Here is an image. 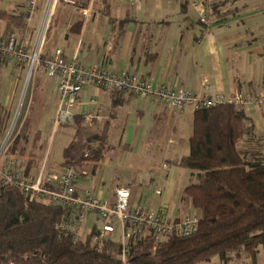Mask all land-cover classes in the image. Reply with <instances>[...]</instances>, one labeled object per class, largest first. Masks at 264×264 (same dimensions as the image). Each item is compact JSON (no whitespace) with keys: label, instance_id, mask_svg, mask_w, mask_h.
I'll return each mask as SVG.
<instances>
[{"label":"crops","instance_id":"1","mask_svg":"<svg viewBox=\"0 0 264 264\" xmlns=\"http://www.w3.org/2000/svg\"><path fill=\"white\" fill-rule=\"evenodd\" d=\"M78 1L83 8L89 7V19L62 0H40L29 23L26 20L28 0H0V12L23 13L26 27L22 31L14 30L13 34L18 43H26L30 52L39 46L42 58L62 49L68 60L77 57L89 68L98 65L109 74L141 73L154 87L166 85L200 93L204 92L201 82L205 77L211 96L234 94L239 90L249 94L264 93V0L204 1L210 24L206 33L199 22V12L193 5H183L182 0H139L138 4L128 0ZM47 23L40 42V31ZM6 29V22L0 20V35H5ZM17 67L16 64L13 73L20 70ZM22 78L19 75V79H13L10 95L15 93L19 97L25 84L20 86ZM55 85L58 92V81ZM91 90L94 95L90 97L88 93L83 95V90L80 92L78 101L82 95L84 102L77 105V101L75 117L83 115L88 121L85 115L90 110L100 113L99 120L89 123L103 121L109 128L107 140L116 128L121 144L119 154L118 149L115 155L104 151L101 161H94L89 169L86 168L89 164H84L83 170L129 167L133 162L138 166V161L143 159L147 169L162 164L167 178L172 172L176 177L168 181L164 197L156 201L151 198L148 204H143L141 191L132 189L135 180H131L130 186L116 182L105 188L103 178L97 182V172H94L81 180L80 189L95 191L103 200L113 202L115 189L125 187L131 189L132 207L163 211L179 219L186 215L200 217V211L184 199L186 188L196 179L179 165L181 158L189 154L185 139L190 140L194 112H174L164 103L137 98L130 92L112 96L106 91L108 96L99 97L101 93L96 86ZM92 99L98 102L97 107H88ZM114 100L120 104L115 106ZM2 109L6 110L5 104ZM245 111L253 122L255 136L251 143H243V146L261 148L258 152L264 155V107L252 106ZM160 119L170 125L166 133L171 132L172 137L169 141L165 137L151 142L150 136ZM62 167L63 164L56 165L49 172H60ZM32 173L37 174L36 169ZM148 179L147 186L154 184L151 174ZM173 179L178 182V188L172 193ZM261 251L264 253V246Z\"/></svg>","mask_w":264,"mask_h":264},{"label":"trees","instance_id":"2","mask_svg":"<svg viewBox=\"0 0 264 264\" xmlns=\"http://www.w3.org/2000/svg\"><path fill=\"white\" fill-rule=\"evenodd\" d=\"M182 1L186 6L195 0ZM24 17L23 13L1 11L0 20L7 24L3 36L10 38L14 30L22 31L26 27ZM119 104L114 100L115 106ZM2 111L3 137L9 116ZM85 121L83 115L75 117L77 136ZM108 130L104 125L102 141L108 138ZM18 133L6 161L25 158L20 129ZM254 136L253 122L240 107L225 104L194 111L190 152L179 165L196 179L186 188L184 199L200 211L199 228L194 235L172 236L158 244L148 237L131 240L128 264H204L214 257L240 255L242 251L256 260L259 247L264 246V155L251 152L242 143H251ZM39 138L38 134L32 156L39 150ZM72 147L64 151L63 167L83 165L68 160ZM88 158L99 162L103 154L96 150ZM35 165L31 160L23 169L27 177ZM72 214L61 206L30 202L16 186L0 180V264H121L118 241L109 239L102 252H95L89 248L95 230L75 241V221L65 231L59 228Z\"/></svg>","mask_w":264,"mask_h":264},{"label":"built area","instance_id":"3","mask_svg":"<svg viewBox=\"0 0 264 264\" xmlns=\"http://www.w3.org/2000/svg\"><path fill=\"white\" fill-rule=\"evenodd\" d=\"M68 6H75L78 12L89 19V7H82L78 0H62ZM131 4H138L139 0H128ZM40 0H28V17L30 18L36 10ZM195 10L199 12V22L208 31L209 20L206 12L205 2L195 0L191 3ZM48 23L40 31V42L46 33ZM0 57L7 60H14L19 71L25 65L30 72L37 66H42L49 76L55 77L58 81V94L60 109L55 118V126L59 127L75 120L74 109L78 101L80 92L88 86H98L107 91L112 96L130 92L133 96L142 99H152L158 103H164L170 110L183 112L200 110L201 108H213L225 104L234 105L244 110L252 106L264 107V93L252 94L242 90L234 94L210 95L208 80L203 77L201 87L204 92L194 93L189 89L170 88L166 85L154 87L141 73L137 74H109L102 67L96 65L86 67L77 57L68 60L63 50L58 49L52 55L40 57L39 46L33 51H29L26 43H18L13 34L10 38L0 35ZM36 71V70H35ZM19 79V75L16 76ZM16 79V80H17ZM29 80L27 79L26 83ZM27 85L16 99L12 93L5 104L9 116L8 126L0 141V180L5 185H14L26 198L46 203L52 206H61L70 210V217L63 220L59 228L63 231L70 227L72 221L76 222L74 227V240L82 237L80 226L90 216L96 219L89 242V248L93 251L102 252L109 239L118 241L121 244V264L129 263V244L131 240L150 238L155 244L170 239L172 236H191L199 228L200 217L198 215H186L181 219L166 215L163 211H152L142 207H132L130 205L131 189L118 187L115 189V198L111 202L103 200L95 191L80 189V182L83 177H89V173L81 167L68 165L62 167L60 172H46L42 168L40 174L30 177L25 175L20 164L14 161H6L11 145L19 135L22 117L25 111V99L27 95ZM96 100L92 99L91 103ZM88 121H96L101 118L100 113L90 110L85 115Z\"/></svg>","mask_w":264,"mask_h":264},{"label":"rangeland","instance_id":"4","mask_svg":"<svg viewBox=\"0 0 264 264\" xmlns=\"http://www.w3.org/2000/svg\"><path fill=\"white\" fill-rule=\"evenodd\" d=\"M80 38L81 36L79 37L78 42ZM15 68L16 62L13 59L1 60L0 58V112H2L3 104H6L9 100V95L13 88V79L17 75H20L21 78L23 77L20 86L22 87L23 83H25L24 87L27 85V92L25 94L27 95L25 96V99L27 100L20 127V137L22 136L21 145L26 147V154L24 155L25 158L14 161L16 163L18 162L20 166H22V169H24L27 164L29 165L31 160L37 164L35 165L36 168H34L36 169L37 174L41 173L42 168L46 169V172H48L52 170L50 168L55 167L56 165L64 164L66 161L63 155L64 151L71 144H73V147L70 151V157L68 160L75 162L80 161L83 162V165L84 163L86 165L89 164V166H86L87 169L92 167L94 164V161H90L88 158L93 151L100 150L101 152L105 151L106 153L115 155L116 149H118L117 153L119 154V146L121 144V141L118 138L119 131H117L115 128V130H113L112 136L109 137L108 140L106 139L102 141L101 134L103 132V121L95 122L93 124L89 123V121H85L78 136L77 133L79 130L76 128L78 125H76L75 120L54 128L55 118L60 109L59 94L56 91V81L54 80L55 77L49 76L43 67L39 65L35 69L36 71L33 70L32 72H30L27 65H25L21 71L17 69V72L13 73ZM27 79L29 81L26 83ZM93 87L94 86L92 85L84 88L82 92L83 95L86 93H88L87 97L94 95L91 90ZM97 89H99L98 91L101 93L99 97L106 95L108 96L107 92L102 88H98L97 86ZM81 100L79 99L77 105H81ZM97 103V101L93 104L90 103L88 107H97ZM108 108L111 107L108 106ZM126 111L130 113L129 110ZM5 114V116H7V111H5ZM155 125L157 128L152 132L150 141H161L162 139H165V137V140L169 141L171 139L169 137H172L170 136L171 132L166 133V131L169 129L170 125H167L166 121H163L162 119L156 122ZM117 128L118 130L121 129L120 126ZM38 134L40 135V138L37 141L39 144V150L35 156H32L31 152H33V143ZM245 139H249V137L247 136ZM186 143L188 146V137L185 139V146ZM250 151L258 152L261 151V148L252 147ZM8 157L9 156L7 154L5 158L8 159ZM144 163V160L141 159L138 161V166H135L133 162L132 166L129 167L104 168L96 170L92 169L86 171L92 175L95 170V172H97L95 179L98 182V179L100 180L103 178V181L105 182V188H108L111 183L114 185L116 182H120V185L126 184L125 186H128L127 184H129L130 186L132 185L131 180H135L136 185L135 187H132V189H134V191H141V195L144 194L143 204H148L151 198L156 201V199L158 200L159 198L165 196V191L168 190L166 188L168 181H170L175 175L172 172L169 175V178H167L166 173L161 168L162 164H154V169H147L148 165H144ZM81 168L83 169V167ZM149 174H151L152 178L155 180L154 184L151 186H147L146 184L150 182L148 179ZM30 175L33 176L36 174L31 172ZM85 178L86 177H83V179ZM177 183L178 182H176V179L172 180L170 187V191L172 193L178 188ZM95 222L96 219L90 216L84 221L82 226H80L82 236L88 234L91 229H93ZM261 247H259V250ZM256 257L257 258L255 260L251 258L246 251H242L240 255L233 254L228 255L225 258L214 257L211 259V261H208L204 264H264L263 251H258Z\"/></svg>","mask_w":264,"mask_h":264}]
</instances>
